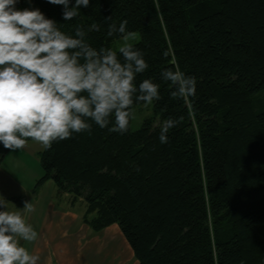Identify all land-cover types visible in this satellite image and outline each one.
Listing matches in <instances>:
<instances>
[{
	"label": "trees",
	"instance_id": "16d2710c",
	"mask_svg": "<svg viewBox=\"0 0 264 264\" xmlns=\"http://www.w3.org/2000/svg\"><path fill=\"white\" fill-rule=\"evenodd\" d=\"M30 1L66 33L99 24L87 35L97 49L127 20L149 65L135 83L151 79L161 97L136 130L93 124L42 149L32 193L50 179L56 198L85 203L92 232L116 224L137 264H264V0H90L70 21L62 5ZM172 61L196 78L187 102L161 78ZM169 118L180 123L161 144L155 125Z\"/></svg>",
	"mask_w": 264,
	"mask_h": 264
},
{
	"label": "clouds",
	"instance_id": "9594fccd",
	"mask_svg": "<svg viewBox=\"0 0 264 264\" xmlns=\"http://www.w3.org/2000/svg\"><path fill=\"white\" fill-rule=\"evenodd\" d=\"M89 2L75 0L70 8L69 0H48L63 6L66 21L76 18L79 7H88ZM16 3L0 0V143L4 148L22 150L31 140L48 150L74 134H90L93 124L126 134L134 104L151 105L161 99L160 86L151 79L138 87L135 83L149 65L144 54L127 42L135 36L127 31V20L107 25L109 37L120 34L125 41L118 49H97L87 35L100 31L99 24L76 26L69 34L39 9L17 10ZM172 64L175 70H163L161 78L170 83L172 99L187 102L196 95V78L181 71L175 61ZM179 123L169 118L155 125L161 144L168 142L169 130ZM8 204L0 197V207L6 209L0 211V264H39L40 256L20 243L38 239L25 219V214L35 211L33 203L25 201L23 209L15 211L8 210Z\"/></svg>",
	"mask_w": 264,
	"mask_h": 264
},
{
	"label": "crops",
	"instance_id": "0c3cea01",
	"mask_svg": "<svg viewBox=\"0 0 264 264\" xmlns=\"http://www.w3.org/2000/svg\"><path fill=\"white\" fill-rule=\"evenodd\" d=\"M45 187L49 195L43 193ZM32 195L34 199L27 201L33 203L35 211L25 214V219L37 231L38 239L33 243H20L30 254L40 256L39 264H137L116 224L92 232L82 221L85 209L78 214L70 202L64 200L60 206L54 201L57 199L54 183L38 188ZM11 202L23 209L25 201L23 199L22 204Z\"/></svg>",
	"mask_w": 264,
	"mask_h": 264
},
{
	"label": "rangeland",
	"instance_id": "374dc122",
	"mask_svg": "<svg viewBox=\"0 0 264 264\" xmlns=\"http://www.w3.org/2000/svg\"><path fill=\"white\" fill-rule=\"evenodd\" d=\"M23 9L34 10L38 9V7L30 0H23L17 10ZM138 40L139 34L135 33V36L130 38L127 42L134 44ZM124 42L123 37L115 40L112 43V48L116 50ZM150 111V105H142L136 108L134 110V118L130 123L131 129H138L141 122L150 115ZM41 150L42 147L39 144L34 141H28V144L24 149H17L15 151L9 150L2 158L0 157V197L9 202L8 210L15 211L16 209H20V205L12 203L10 198L22 197L24 201L34 199L32 191L37 179L42 176L43 172L39 163V152ZM49 185L53 186V182L50 179H47L39 188ZM43 193L49 195L47 187H45ZM54 201H56L60 206L64 204V202L58 198ZM79 202L80 203H77L72 207L75 212L81 214V212L85 209V203L82 201ZM67 203L65 202V204L69 206ZM5 210V208L0 207V211Z\"/></svg>",
	"mask_w": 264,
	"mask_h": 264
}]
</instances>
